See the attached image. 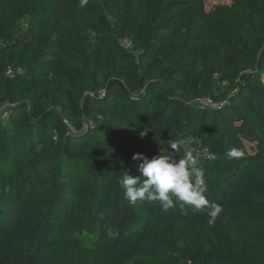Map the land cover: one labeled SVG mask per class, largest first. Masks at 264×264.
Masks as SVG:
<instances>
[{
	"label": "trees",
	"instance_id": "trees-1",
	"mask_svg": "<svg viewBox=\"0 0 264 264\" xmlns=\"http://www.w3.org/2000/svg\"><path fill=\"white\" fill-rule=\"evenodd\" d=\"M79 3L0 0V264H264V0ZM159 149L199 155L214 225L124 198Z\"/></svg>",
	"mask_w": 264,
	"mask_h": 264
},
{
	"label": "clouds",
	"instance_id": "clouds-1",
	"mask_svg": "<svg viewBox=\"0 0 264 264\" xmlns=\"http://www.w3.org/2000/svg\"><path fill=\"white\" fill-rule=\"evenodd\" d=\"M88 2L89 0H80L79 6L83 8ZM176 148V143L169 144L170 150ZM226 155L230 160H239L245 153L240 149L232 148ZM132 159L138 161L137 174H126L119 181L124 189V198L129 203L159 202L164 210L173 208L178 203L181 207L188 206L203 211L207 223L210 226L215 224L223 212V207L210 202L205 196L207 185L199 155H194L191 150H185L182 158L177 160L159 149L158 154L151 158L143 153H134Z\"/></svg>",
	"mask_w": 264,
	"mask_h": 264
},
{
	"label": "built area",
	"instance_id": "built-area-1",
	"mask_svg": "<svg viewBox=\"0 0 264 264\" xmlns=\"http://www.w3.org/2000/svg\"><path fill=\"white\" fill-rule=\"evenodd\" d=\"M118 44L124 50H130L131 49L130 42L127 39L119 40ZM9 74H11V70L7 71V75H9ZM101 95H103V94H101ZM196 103L199 104L201 107H209V108H218L219 106H222V104H218L210 98L197 99ZM10 107H11L10 104H7V103L3 104L2 106H0V113H2V115H4L6 110ZM86 129H87V125H84L83 130H86Z\"/></svg>",
	"mask_w": 264,
	"mask_h": 264
},
{
	"label": "rangeland",
	"instance_id": "rangeland-1",
	"mask_svg": "<svg viewBox=\"0 0 264 264\" xmlns=\"http://www.w3.org/2000/svg\"><path fill=\"white\" fill-rule=\"evenodd\" d=\"M228 0H205L206 8H210L212 5L226 3ZM2 115V113H0Z\"/></svg>",
	"mask_w": 264,
	"mask_h": 264
}]
</instances>
